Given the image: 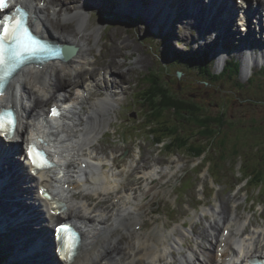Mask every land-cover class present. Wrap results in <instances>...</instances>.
Instances as JSON below:
<instances>
[{
  "label": "bare ground",
  "instance_id": "bare-ground-1",
  "mask_svg": "<svg viewBox=\"0 0 264 264\" xmlns=\"http://www.w3.org/2000/svg\"><path fill=\"white\" fill-rule=\"evenodd\" d=\"M66 1L17 0L30 10L38 34L76 45L79 51L68 61H51L41 68L22 69L10 82L7 94L0 95V106L16 108L21 118L16 143L8 142L13 143L8 147L11 155L0 154V179H4L0 189V219L3 216L8 222L13 220L1 234L7 238V248L15 253V262L60 264L58 256L52 254L49 230V226L60 225L59 220L78 224L83 233V245L73 264H250V259L264 258V223L257 225L256 211L246 205L249 196H242L240 191L224 197L219 190L214 203L206 201L205 204L206 198H202L204 209L198 211L193 206L196 210L189 220L175 227H169V222L164 221L152 231L147 230L145 218L151 213L152 204L168 192L169 184L182 166L175 169L179 160L167 162L159 156L151 163V155L142 149L121 162L105 153L99 133L107 124L113 125L111 114L120 115L119 109L126 97L118 95L128 93L123 85L126 73L123 67L128 59L122 60L120 67L98 65L101 58L95 50L107 28L93 30L91 26L94 6H108L113 0H73L70 6ZM201 2L213 11L210 26H203L207 18L199 7ZM228 2L117 0V5L120 9L142 7L145 11H156V17L148 22L156 30H164L170 38L168 45H172L174 28L179 23L192 36L184 41L193 40L197 48L211 47L220 64L229 54L245 59V76L249 79V69L264 62V0L251 3L233 0L227 9ZM220 6L228 17V30L222 29ZM85 8H92L89 14ZM259 14L256 27L254 18ZM162 16L166 24L158 23ZM75 21L77 24L71 26ZM200 39L203 46L198 43ZM125 42H121L112 57L130 46L138 50V45L129 43L128 46ZM114 60L115 57L110 62ZM148 61L140 54L130 63V69ZM86 75L90 76L84 83ZM120 75L123 80L118 79ZM51 103H69L65 108L73 109L68 111L64 122L53 124L49 129L38 119L45 115ZM39 137L44 138L59 166L32 177L31 163L20 159L18 151L25 142ZM44 185L67 202V211L58 218L45 214L50 205L40 193ZM203 190L206 194L204 184ZM37 200L43 203V208ZM160 220L157 216L151 217L152 224ZM18 247L28 256L17 258Z\"/></svg>",
  "mask_w": 264,
  "mask_h": 264
},
{
  "label": "rangeland",
  "instance_id": "rangeland-1",
  "mask_svg": "<svg viewBox=\"0 0 264 264\" xmlns=\"http://www.w3.org/2000/svg\"><path fill=\"white\" fill-rule=\"evenodd\" d=\"M67 1L68 5H73V1ZM251 2L252 0H250ZM112 3L113 1L108 3L109 7H105L106 5L101 7L94 6L92 29L98 30L99 27H104L107 28L105 33L109 34L112 32L110 33L111 36L108 35L112 39L106 38V40L101 41L96 47L95 54H99L101 58L98 61V65L120 67L122 60L127 61L128 59L123 67L126 72L123 85L128 93L124 94L121 92L118 95L122 98L126 97L124 104L119 109L120 115L118 117L111 114L114 120L113 125L107 124L99 133V138L103 139L104 151L109 157L114 155L121 162L125 161L128 156L130 157L131 153L136 154L144 150L146 154L151 155V163L154 158L159 156L163 161L167 162L179 160L180 162L176 164L175 169L182 166L175 173V177L169 184L168 192L152 204V211L147 219L145 218L148 224L147 230L152 231L159 223L164 221L169 222V227H175L184 220H189L196 210L194 209L195 206L198 211L206 207L201 203L202 198H206L205 204L206 201L214 203L219 190L224 197L234 194L236 191H240L242 196L248 195L249 200L246 205L249 208L252 205L254 206L257 211L255 215L257 225L263 224L261 222L264 219L260 216V212L261 214L264 212V189L259 192L254 189L252 184L248 186L240 185L236 190H233L232 187L242 176H247L254 172L261 175L264 179V72L262 74H259V72L252 80L248 79L245 76L243 64V67H240L239 72L231 80L225 78L219 81L212 80V83H204L202 81L204 78L192 66L188 69L183 62L176 60L177 58L175 57L176 51L179 53L185 51L189 54H193V52L200 54L201 51L210 50L211 48H208V46H203V39L198 41L199 45L203 47L198 48L195 47L193 40L191 42L184 41V39L191 37L184 32V27L177 23L174 28V35H172L173 43L168 45L170 38L162 36L164 35L163 30L159 32L160 34H157L155 27L153 29V26L145 21L144 18H135L134 13L119 11L114 6H110ZM90 9L92 8H86L85 12L89 14ZM74 23L77 24V21L70 25L73 26L75 25ZM235 25H238L237 22ZM106 35H104V39ZM122 41H126L125 45L128 46L129 43H133L134 46L138 45L139 52L138 50L134 51L131 46L129 49H120L118 51L120 58L119 56H113L115 60L111 63L110 60L113 58L111 55L116 53L117 48L122 45ZM102 52H105V54ZM125 54L126 58L123 57ZM140 54H143L149 61L143 66L130 69V63L135 62ZM241 60L244 63V59L242 58ZM213 68L215 73H221L223 69L222 66L218 68L213 66ZM257 69L258 71L260 70L259 67L255 70ZM154 70H158L169 86L181 93L186 100L193 97L200 99L201 104L206 105L209 108V113H212L213 116L218 115L222 107L227 109V116L230 120H233V123L231 122V125L227 124L225 130H223L230 136L228 147H223L226 151L218 150L217 146L220 144H218V141L212 143L208 139L207 144H205L210 151V156L207 159H212L214 164H217L215 175L219 185L214 182V178L208 170L197 173L200 168L198 163L205 157V154L201 156L194 155L196 156L194 157L192 154L189 155L190 153L185 149H176L172 154L168 152L164 144H157L152 136H149L145 128V119H143L145 112L142 111L143 104L140 98L141 90H146L147 87L145 75ZM179 70L184 72H180L182 74L178 77L177 73ZM112 71L116 73L115 70ZM248 74L250 77V72ZM88 76L90 75L84 77V83L88 80ZM118 79L123 80V77L120 75ZM60 88H63V86L61 85ZM186 126L189 134L194 135L196 133V131L192 130L193 127ZM137 128L142 129L139 130ZM237 159H239L238 163L234 164ZM164 166H167V164ZM203 184L206 186L208 196L203 195ZM211 193H213V196L210 195ZM252 200H260L263 204L261 207H256ZM242 210H244V207ZM152 216H157L161 220L156 224H152ZM7 245L6 236L2 239L0 238V257L3 259V264L10 263L11 260L6 256L13 252H10ZM193 246H195L194 243ZM15 263L18 264L17 262Z\"/></svg>",
  "mask_w": 264,
  "mask_h": 264
},
{
  "label": "trees",
  "instance_id": "trees-1",
  "mask_svg": "<svg viewBox=\"0 0 264 264\" xmlns=\"http://www.w3.org/2000/svg\"><path fill=\"white\" fill-rule=\"evenodd\" d=\"M176 58V60L183 62L188 69L192 66L204 78L202 80L204 83H212V80L219 81L225 78L231 80L240 70L239 65L232 61L222 74H215L208 52L203 55H191L187 52L184 54L177 53ZM179 71L184 72L183 70ZM145 76L147 87L146 90H141L140 100L143 104L142 111L145 112V121L149 125H153L150 126V130L148 129L149 134L157 144L168 139L170 143L166 144V148L169 153L175 152L176 149H185L192 155L201 156L205 154V158H207L210 156V151L205 143L207 144V140L210 139L209 142L218 141V144L220 143L217 146L218 150L226 151L223 147H228L230 136L223 130L227 124L233 123V120L227 116L226 108L222 107L219 114L213 116L212 113H209V108L201 104L200 99L193 97L186 100L181 93L169 86L159 72L150 71ZM186 125L193 127L192 130L196 133L194 135L189 134ZM211 162L214 163L213 160ZM252 175L256 176L254 180L258 182V187L264 184L261 175ZM2 260L0 257V264H3Z\"/></svg>",
  "mask_w": 264,
  "mask_h": 264
},
{
  "label": "snow or ice",
  "instance_id": "snow-or-ice-1",
  "mask_svg": "<svg viewBox=\"0 0 264 264\" xmlns=\"http://www.w3.org/2000/svg\"><path fill=\"white\" fill-rule=\"evenodd\" d=\"M7 0H0V11L6 7ZM18 18L13 21L11 16L5 15L0 19V80L6 79L16 68L22 65L26 59L41 55H58L46 42L41 41L29 30L26 16L22 9L17 8ZM15 118L11 111H0V133L10 137L15 130ZM34 148V146H33ZM30 156L33 153L30 152ZM42 153L36 152L33 156V164L37 167L45 166L46 162L38 163L36 157ZM59 231L64 234L65 258L71 259V253L75 247V233L71 226L61 225Z\"/></svg>",
  "mask_w": 264,
  "mask_h": 264
},
{
  "label": "water",
  "instance_id": "water-1",
  "mask_svg": "<svg viewBox=\"0 0 264 264\" xmlns=\"http://www.w3.org/2000/svg\"><path fill=\"white\" fill-rule=\"evenodd\" d=\"M110 33H112V32H110ZM107 34V33H105V34H107L106 35V37H105V39H103V35H102V39L103 40H106V38L107 39H112V37H109V36H111V34ZM109 35V36H108ZM77 51H78V48L76 47V46H71V45H66L65 46V53H66V57L67 58H70V57H72V56H74L76 53H77ZM159 72L158 70H154V72ZM160 73V72H159ZM181 74L182 73H178V76H181Z\"/></svg>",
  "mask_w": 264,
  "mask_h": 264
}]
</instances>
